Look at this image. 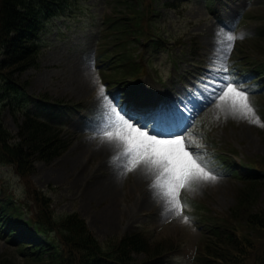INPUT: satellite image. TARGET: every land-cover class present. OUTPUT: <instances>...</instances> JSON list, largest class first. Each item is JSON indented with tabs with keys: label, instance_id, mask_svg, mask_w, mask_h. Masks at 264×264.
Returning a JSON list of instances; mask_svg holds the SVG:
<instances>
[{
	"label": "rangeland",
	"instance_id": "rangeland-1",
	"mask_svg": "<svg viewBox=\"0 0 264 264\" xmlns=\"http://www.w3.org/2000/svg\"><path fill=\"white\" fill-rule=\"evenodd\" d=\"M112 6L111 0H81L84 9L69 18L49 22L41 36L40 66L21 76L23 81L30 82L29 94L80 106L74 115L44 114L53 122L66 125L71 147L52 163H39L32 185L52 198L57 217L79 212L101 241L141 231L152 242L172 239L180 244V250L169 264H194L200 244L211 234L202 228L201 218L214 217L217 221L227 217L243 188L238 178L219 168L217 159L232 158L237 165L264 161V95L249 94L259 123L233 116L224 102L209 103L214 99L216 76L210 65L214 61L219 63L224 54L229 43L228 31L234 29L237 36L227 53L228 70L232 62L243 68L250 61L264 62V29L261 28L264 0H228L223 5L193 0L177 10L157 6L160 15L153 17L155 29L170 44L166 48L150 46L143 51L144 61L150 62V67L140 82L142 93L157 106L185 100L188 107H181L189 118H201V129H189L187 146L195 149L209 169L220 177L214 182H194L191 188L182 189L183 211L167 215L166 198L150 187L154 173L141 164L127 175H121L126 163L122 148L95 131L102 127L105 116H111L107 103L102 104L99 84L103 83L105 92L117 96L121 104L128 96L123 86L112 87L107 83L103 71L108 66L102 65L100 58L104 50L112 54L117 51L113 42L107 48L104 45V39L110 36L106 34L104 19L113 13ZM224 24L230 27L223 28ZM241 33L245 34L243 39L239 38ZM192 43L199 45L198 52ZM91 60L95 61V71L90 66ZM193 105L205 109L203 115H196ZM28 107L36 106L29 104ZM4 120L16 134L21 120L9 111L5 112ZM27 188L29 184L11 167L0 166V190L13 195L21 204L29 201L28 205L33 208L34 204L27 198ZM262 196L264 203V190ZM245 214L243 210L241 216ZM185 215L190 217L189 223L184 222ZM0 257L21 261L18 249L2 237Z\"/></svg>",
	"mask_w": 264,
	"mask_h": 264
},
{
	"label": "trees",
	"instance_id": "trees-1",
	"mask_svg": "<svg viewBox=\"0 0 264 264\" xmlns=\"http://www.w3.org/2000/svg\"><path fill=\"white\" fill-rule=\"evenodd\" d=\"M187 1L111 0L114 12L106 25L117 51L103 60L109 65L108 83H129L144 73L134 43L166 42L153 29V17L160 15L157 6L177 10ZM79 3L81 0H0V166L11 167L29 184L27 198L34 204L31 208L29 201L20 204L13 195H0V233L21 257L20 262L0 257V264H167L169 255L180 248L175 240L152 242L147 234L135 231L101 241L79 212L57 217L52 198L32 185L38 164L61 157L71 147V140L69 130L41 118L28 105L34 103L55 116L79 106L29 94L30 82L21 76L40 66V39L46 24L70 14ZM191 46L200 49L197 43ZM239 77L252 80L264 92V62L240 72ZM6 111L21 120L16 134L5 123ZM232 167L225 165L226 170ZM254 167L264 172V161L243 166L245 173L240 168L230 170L243 178V188L230 214L209 227L212 235L200 244L197 264H264V173ZM243 210L246 214L241 216Z\"/></svg>",
	"mask_w": 264,
	"mask_h": 264
},
{
	"label": "snow or ice",
	"instance_id": "snow-or-ice-1",
	"mask_svg": "<svg viewBox=\"0 0 264 264\" xmlns=\"http://www.w3.org/2000/svg\"><path fill=\"white\" fill-rule=\"evenodd\" d=\"M222 27L227 29L230 26L224 24ZM244 35L241 33L239 38L243 39ZM236 39L234 29L228 31L229 43L224 54L219 63L214 61L210 65L216 76L214 99L209 103L224 102L233 116L239 115L250 122L259 123L249 100L253 90L244 88V81L235 79L234 74L228 70L227 53L231 50V42ZM90 66L93 71L96 70L94 60L90 61ZM105 88L100 83L98 93L102 104L107 103L109 106L111 116H105L102 127H97L95 131L103 139L122 148L121 155L126 163L120 174L127 175L144 164L155 176L150 187L157 189L167 200L168 210L165 214H180L185 207L180 195L182 189L191 188L194 182H214L220 178L214 170L209 169L195 149L187 146V133L194 120L189 118L181 105L187 108L188 104L182 99L171 105L157 106L136 93L124 97V103L121 104L119 98L106 93ZM186 95L193 98L196 96L195 93ZM183 220L189 223L190 217L185 215ZM13 226L18 229L23 227Z\"/></svg>",
	"mask_w": 264,
	"mask_h": 264
}]
</instances>
